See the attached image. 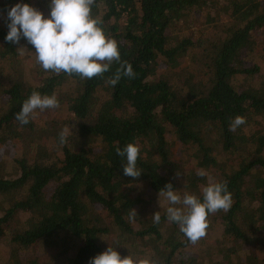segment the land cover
<instances>
[{"label": "trees", "instance_id": "obj_1", "mask_svg": "<svg viewBox=\"0 0 264 264\" xmlns=\"http://www.w3.org/2000/svg\"><path fill=\"white\" fill-rule=\"evenodd\" d=\"M213 1L225 18L208 37L187 20L208 0H94L91 15L136 74L113 86L119 64L91 79L55 74L36 63L25 39L5 42L7 8L23 2L45 17L50 8L49 0H0V59L11 66L0 81V145L20 141L9 172L0 160L4 264H88L109 246L151 264H264V0ZM19 47L30 50L35 82L16 66ZM67 81L73 87L59 92ZM33 91L55 95L63 116L38 125L31 114L20 125L15 113ZM237 115L246 123L232 132ZM128 143L140 148L137 179L123 174L126 160L116 155ZM210 179L227 182L232 206L209 214L206 235L193 244L167 220L170 205L158 194L171 183L202 200Z\"/></svg>", "mask_w": 264, "mask_h": 264}, {"label": "clouds", "instance_id": "obj_2", "mask_svg": "<svg viewBox=\"0 0 264 264\" xmlns=\"http://www.w3.org/2000/svg\"><path fill=\"white\" fill-rule=\"evenodd\" d=\"M94 0H49L50 12L47 17L27 3L18 2L6 9V27L8 29L5 42L19 45L25 39L34 48L36 63L45 71L55 74H76L82 79L103 76L111 70L113 63L120 67L110 79L115 86L121 76L134 78L135 72L131 64L121 61L118 44L107 37L100 27L99 19L91 15ZM25 47L17 48L22 52ZM55 95H41L33 91L22 103L15 119L20 125L29 123L30 115L37 109L59 108ZM246 123L245 117L235 116L230 120L229 130L235 132ZM71 129L65 127L59 134L61 144ZM140 148L135 143H128L123 149L117 147L116 155L126 160L123 174L133 179L141 176L137 167ZM179 175V173L177 174ZM197 176L205 177L204 169L197 171ZM159 197H164L169 203L166 217L179 226L181 233L195 244L206 235L209 214L220 210L228 211L232 206V195L228 191L227 182H215L211 179L202 188V200L196 195L185 192L183 196L168 183L159 191ZM137 213L131 209L130 216ZM153 222L159 223L160 212L152 214ZM88 264H151L148 259H134L131 255L122 257L116 248L109 246L102 253L90 258Z\"/></svg>", "mask_w": 264, "mask_h": 264}, {"label": "rangeland", "instance_id": "obj_3", "mask_svg": "<svg viewBox=\"0 0 264 264\" xmlns=\"http://www.w3.org/2000/svg\"><path fill=\"white\" fill-rule=\"evenodd\" d=\"M211 1V2H210ZM213 0H208L209 6L207 8H210L209 10H205L207 8H205L202 12L199 13V15H193L191 17H188L187 20L190 22L191 24V29L194 30V32L196 34H200L202 36H208V37H213L219 34L220 30L222 29L223 25H222V21L224 20L225 16L223 15L222 10L219 7L220 3H216V2H212ZM208 14V15H207ZM215 15V21L212 22L210 20H207L208 16H214ZM219 18V20H218ZM226 19H227V15H226ZM201 36V37H202ZM30 50H23L22 52L19 51V55L18 57L21 59L22 65H16L19 67L20 70H23L26 74V76L29 78L28 82H35L37 81V78L35 76H32L31 72H30V68L33 66L32 62V57L29 54ZM35 51V50H34ZM32 55H34V52L32 51ZM254 60H257L256 57H254ZM189 61L187 58H183V60L180 61V66L181 67H187L189 66ZM6 63L4 62L3 59H0V81L2 82H6L7 77L9 75V71L11 69V66L6 67ZM15 66V67H16ZM194 68L193 66H191L190 69ZM240 80V76L237 79V82ZM258 81V80H257ZM73 87V83L72 82H65L64 84H62L59 88V92H65L70 90ZM58 111H52L49 109H45L43 111L41 110H35L32 115L31 118L33 120V122H35V124L38 125H44V121H46L47 119H50L52 117H59L60 115L63 116V110L61 107H59L57 109ZM20 145V141L19 140H12L9 142H6L4 144L0 145V160L4 161V167L6 171H10L11 167H12V163L10 161V159L13 157V154L17 152V149L19 148ZM51 150V149H49ZM184 155V159L185 161L183 162V165H188L191 164L192 161L189 160V158L187 157L186 154ZM185 167V166H184ZM259 256L264 257V254L260 253ZM216 262V261H215ZM213 262V263H215ZM0 264H4V259L2 256H0Z\"/></svg>", "mask_w": 264, "mask_h": 264}]
</instances>
